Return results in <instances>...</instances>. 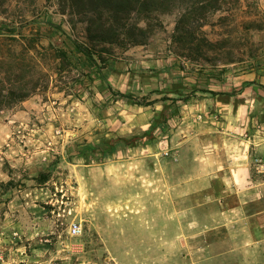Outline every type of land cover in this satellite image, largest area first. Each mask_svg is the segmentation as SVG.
Listing matches in <instances>:
<instances>
[{"label": "rangeland", "instance_id": "obj_1", "mask_svg": "<svg viewBox=\"0 0 264 264\" xmlns=\"http://www.w3.org/2000/svg\"><path fill=\"white\" fill-rule=\"evenodd\" d=\"M174 4L158 15V25L152 22L144 44L103 53L109 58L103 78L85 80L89 95L82 89L75 98L76 71L65 65L56 76L51 59L84 37L69 0H0V53L26 71L35 62L52 76L47 88L42 83L31 97L0 108V264H264V230L255 243L238 244L231 223L183 225L186 213L166 212L194 200L167 190L186 176L198 183L206 176L203 117L227 131L223 145L230 134L246 143L232 154L228 145L221 157L238 156L239 165L250 159L251 176L264 181V156L253 150L264 139L263 104L249 103L246 119L235 125L221 119L214 101L238 107L252 95L244 84H220L264 65V0H224L200 26L189 22L182 32L175 25L190 2ZM118 92L131 99L114 101ZM166 105L173 117L143 142ZM134 136L142 139L134 147L119 142L95 161L110 139ZM72 224L80 227L77 236L69 233Z\"/></svg>", "mask_w": 264, "mask_h": 264}, {"label": "trees", "instance_id": "obj_2", "mask_svg": "<svg viewBox=\"0 0 264 264\" xmlns=\"http://www.w3.org/2000/svg\"><path fill=\"white\" fill-rule=\"evenodd\" d=\"M184 3L185 0H69V6L72 12L80 15L81 22L84 24L83 40H70L71 46L68 50L58 48L52 54L51 59L54 65L53 74L58 76L65 65L68 66L67 71L75 70L77 73V82L79 87L74 89L73 97L79 98V91L83 89L84 93L89 95L87 90L88 83L93 77L103 78L102 68L109 62V58H104L103 53L110 55V49L114 46L125 48L127 46L142 45L145 43L148 35L155 26L158 25V15L169 13L174 7L175 2ZM190 2L179 16L175 25V31H184V27L189 22H197L198 26L208 14H213L220 10L224 0H186ZM239 0H234V2ZM60 32L65 34L61 28ZM99 47V48H98ZM31 58V62H32ZM9 63V65H6ZM29 70L26 71L23 64L16 61H10L3 53H0V68L6 67V76L0 77V108L11 105L13 102L22 101L36 93L42 83L45 88L51 83L52 76L42 72L39 65L32 62ZM23 70H20L22 69ZM20 68V69H19ZM66 71V70H65ZM0 75L2 73L0 72ZM12 77V78H11ZM12 82L17 84L5 85ZM20 85V86H18ZM198 90H193L196 92ZM216 96L218 93L209 92ZM114 101L131 99L121 93H116ZM224 95V94H223ZM227 95H233L227 94ZM184 99V98H183ZM161 101H170L175 103L176 99L163 97ZM259 103L264 106V98H258ZM156 100L148 104L139 102H131L137 106H147L155 103ZM171 106H163L160 114L151 120V128L144 134L148 140L154 128H162L167 121L173 117L175 112L168 113ZM142 140L139 136H134L129 140L110 139L107 142L109 149H102L98 152L95 161L100 163L108 154L115 151V144L122 142L123 145L134 147L138 141Z\"/></svg>", "mask_w": 264, "mask_h": 264}, {"label": "crops", "instance_id": "obj_3", "mask_svg": "<svg viewBox=\"0 0 264 264\" xmlns=\"http://www.w3.org/2000/svg\"><path fill=\"white\" fill-rule=\"evenodd\" d=\"M241 84L247 86L245 87L246 90L251 91L252 95L248 96L246 101L240 106L233 107L229 103L230 101L220 104L217 97L214 99L217 105H221V109H219L220 112L222 111L221 119L224 117L230 119V124L233 122L236 125L237 122H241V119H246L245 113L248 112L249 103L259 107L258 98L261 96H258V94H264V65L248 69L244 72L233 73L227 83L220 85H226L229 89H233ZM220 85L217 84V86ZM202 121H209L208 125L203 124L202 131L204 134H208L210 138V143L203 147L207 151L204 156L207 173L203 174L206 176H203L204 180L200 179V183H198L197 181L199 180H196L198 178L187 179V176L183 173L186 178L184 176L185 179L182 180V183L175 190H167V195L193 198V203L183 204L179 209L173 205L167 206L166 212L186 213L188 216L183 219V225H189L193 221L199 225L206 223L215 226V223H219V226L223 228L225 225L231 223V227L235 230L234 235H237L238 240L236 243H255V239L257 238L256 232L260 231V229L264 230V200L262 198L264 194V181L254 179L251 176L249 171L250 159L241 158L239 165L238 161L240 158L238 156L228 155V157H221V151L228 147V145L229 153L231 151L232 154V150L236 147L238 148L240 145L241 150H243L246 147L245 142H241L240 139L238 140V137L230 134L228 136L231 139L223 145L221 140L226 139L227 131L222 128L217 129L211 125L210 123L213 120L210 117L208 120L207 117H203ZM253 150L254 155L263 157L264 139L258 140ZM208 151H211V153ZM215 152L219 154L217 155ZM194 161H198V158H195ZM191 180L194 182H190ZM198 184L200 187L191 189ZM156 211L157 206L149 207V212Z\"/></svg>", "mask_w": 264, "mask_h": 264}, {"label": "built area", "instance_id": "obj_4", "mask_svg": "<svg viewBox=\"0 0 264 264\" xmlns=\"http://www.w3.org/2000/svg\"><path fill=\"white\" fill-rule=\"evenodd\" d=\"M80 232V227L77 224H72L69 228V233L72 236H77Z\"/></svg>", "mask_w": 264, "mask_h": 264}]
</instances>
